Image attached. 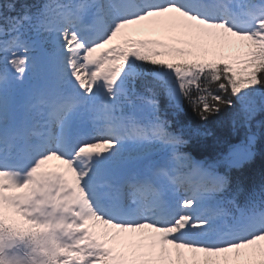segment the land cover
Masks as SVG:
<instances>
[{
  "label": "snow or ice",
  "instance_id": "6c2138e0",
  "mask_svg": "<svg viewBox=\"0 0 264 264\" xmlns=\"http://www.w3.org/2000/svg\"><path fill=\"white\" fill-rule=\"evenodd\" d=\"M6 7L0 264H264V0ZM186 103L239 141L195 160Z\"/></svg>",
  "mask_w": 264,
  "mask_h": 264
},
{
  "label": "trees",
  "instance_id": "16d2710c",
  "mask_svg": "<svg viewBox=\"0 0 264 264\" xmlns=\"http://www.w3.org/2000/svg\"><path fill=\"white\" fill-rule=\"evenodd\" d=\"M47 2L48 0H0V6H4L3 10L7 11L6 6L9 3H15L16 11L11 12V15H16L17 12L21 11V5L24 3L43 4ZM257 103H259V98H257ZM231 113V109H226L223 113L210 117L209 121L205 122L186 103L185 113L182 116L185 126L192 129L198 128L201 131H210L212 135L193 137L189 145L184 148V151L191 156L212 159L219 151V142L227 140L231 143H237L240 136L232 133L229 119ZM256 119H264V113H258ZM233 174L245 177L246 190L248 191L259 185L264 175V141H258L255 159L242 170L234 169ZM257 177L259 178L258 180H256Z\"/></svg>",
  "mask_w": 264,
  "mask_h": 264
}]
</instances>
